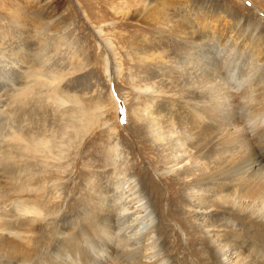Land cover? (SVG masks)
Here are the masks:
<instances>
[{
  "label": "bare ground",
  "instance_id": "6f19581e",
  "mask_svg": "<svg viewBox=\"0 0 264 264\" xmlns=\"http://www.w3.org/2000/svg\"><path fill=\"white\" fill-rule=\"evenodd\" d=\"M138 5L135 14L127 15L126 25L133 20L135 26L176 37L187 50L170 63L168 55L152 47L146 36L132 35L131 52L145 71L134 90L147 97L133 106L130 102L137 123L133 132L147 137L153 146L155 172L161 176L154 180L150 170L140 180L131 175L117 129L104 121L113 140L106 148L110 175H104L107 181L101 185L105 178L86 174L96 207L66 219L62 211L71 137L89 130L87 125L106 105L101 99L94 108L84 109L75 94L54 93L53 100L79 105L68 125L59 131L45 126L26 128L17 106L26 104L32 88H16L14 74L22 72L20 65L33 60L38 66L33 75L51 86L56 82L59 86L61 78L71 72L58 67L45 74L42 67L51 60L46 37L28 52L24 48L6 51L5 37L0 34V264L5 259L6 264H182L166 255L175 247H168L160 225L159 203L164 201L160 181L167 182L169 200H177L186 216L199 222L194 231L211 262L197 257L195 264H264V38L257 34L259 27L244 25L216 0H140ZM168 8L178 14H169ZM68 24L67 20L63 38L69 41ZM48 29L49 25L44 28ZM103 33L98 29L108 54L105 70L110 73L114 65L118 77V53ZM56 45L58 49L64 44ZM237 55L239 59L245 56L243 64H236ZM12 68L16 73H10ZM168 68L180 74L176 86L161 78ZM129 77L134 78L131 73ZM6 89L16 109L7 107ZM159 95L171 100V107H179L156 110L149 102ZM241 105L250 106L252 112L245 115L240 108L238 113ZM247 122L256 126L253 135ZM24 175L25 180L13 186L15 190L8 189L9 183L22 181ZM50 177L53 185L48 187ZM178 189L182 190L179 197ZM183 225L176 227L181 234ZM188 252L197 254L195 249Z\"/></svg>",
  "mask_w": 264,
  "mask_h": 264
},
{
  "label": "rangeland",
  "instance_id": "374dc122",
  "mask_svg": "<svg viewBox=\"0 0 264 264\" xmlns=\"http://www.w3.org/2000/svg\"><path fill=\"white\" fill-rule=\"evenodd\" d=\"M139 1L140 0H0V34L5 37L3 41L5 50L24 48L25 51L28 52L31 48L33 49L36 47L35 44L39 39L41 40L43 37H46L47 56H49L51 60L49 59L50 61L47 64L49 66L46 65L47 67H42L45 69V74L49 75L48 70L52 68L57 69L58 67V70H64L65 68L66 72H71L70 74L67 73V75H64V78H61L59 86L58 82L51 86L47 81L38 80V78L33 75L37 72L38 68L37 64L33 63V60L20 65L22 72L16 73L13 68L10 69V73L13 71L16 73L14 74L16 88L28 86L32 88L31 97L27 100L26 104L17 106L19 111H21L19 114L25 115L24 120H22L23 115L21 117L22 121L20 120V122L25 125L26 128L30 127V125L32 127L45 126L48 129L59 131L61 127L68 125L70 115L75 114L73 112L78 109L79 105L71 101H69L70 103H68V101L67 103L64 102V105L63 102L62 104L57 100H53L51 96L54 95V93H60L62 96L66 94H75L80 99L84 109L94 108L95 103L101 101V99H103L102 102L106 105V108L101 110V112L98 111L99 114L103 111L104 114H101L102 117L98 114L97 119L95 118L93 123L87 125V129L89 130L81 133L77 138L74 133L71 137L74 142L73 146H70L69 152H67V154H69L67 161L71 165L67 170L68 175L66 174L67 179L65 184L68 183L66 184L68 186L65 187L64 190L66 198L62 211V216H64L63 218L65 219L73 216L74 213L76 214L79 211L86 210V208L95 209L97 198L93 195L92 191L87 188L85 180L88 178L86 177L87 175L96 173L100 175L98 179L105 178L104 175H106V177L110 175V169L105 166V161L107 159L106 155L108 154L106 148L113 140L107 126L102 125L104 121L108 122L110 128L117 129L115 134L118 140L121 141V144H123L122 147L125 152H127L125 157L127 158V164L130 167L129 173L131 175L136 176L135 178L140 180L145 173L150 170L152 173L154 172L152 176L154 180H158L161 176L155 172L157 165L153 146L150 142L146 141L147 137H141L139 134L137 135L133 132V129L137 127V123L133 116H131L130 102H132L133 106L138 100H146L147 97L134 90V87L141 85L140 80L141 77L145 75V71L143 65L140 64L139 60L131 52V45L133 44L132 35L133 37L135 34H137V36H146L152 47L168 55L165 56L170 59V63L181 59L186 54L187 50L182 48V42L176 37L160 35L155 33L154 30L146 29V27L141 28L135 26L137 24L133 20H129L132 25H126L127 15L135 14V9H137L135 6L138 5ZM216 1L227 14H231L244 25L253 24L259 27L257 34L264 38V0ZM167 12L169 14H178L173 11L172 8H168ZM65 17L68 18L67 20L69 22L67 29L71 32L69 41L63 38V35L66 33L65 27L67 20ZM47 25H49V29L45 31L44 28L47 27ZM98 29H102L104 32L103 34H105L104 36L110 39L116 48L121 63V73L118 77L114 65H110V73L105 70V58H107L108 54L98 34ZM192 29L195 30L196 34H200V31H198L199 28L192 26ZM44 32L47 33V36ZM51 34L53 36H51ZM57 42L58 46L61 42L64 45L59 46L57 49ZM48 47L49 49H47ZM253 47L254 46L251 45V48L255 50V47ZM244 59L245 56L239 59L238 55L234 58L238 65L243 64ZM71 66H74L76 71L73 70L74 68ZM250 66L251 65L245 67L247 74L251 72ZM10 73L9 75L11 76ZM130 73L134 76L133 79L129 77ZM147 73H149V70H147ZM239 74L241 75V73ZM162 77L164 80L170 81V86H176L180 80V74L174 72L172 68H168L167 71L161 73V78ZM131 81L135 83V86H133ZM1 82H3V80L0 81V86L3 84ZM9 90L10 89H6L4 92L8 93ZM236 91L237 94L240 93V91ZM7 97L8 100L6 105L10 108V92ZM149 103H152L155 109L159 107L160 111L172 105L171 100L160 95ZM172 107L176 110L179 104ZM246 107L241 105L238 108V113L241 109V112L245 115L248 112H252L250 106ZM10 109H16V105ZM121 110H123V112ZM176 114L177 112L174 115ZM7 123L8 119L2 121L1 127L5 126ZM21 123L20 125H22ZM245 125L251 130L253 135L256 126L249 122ZM255 148H257L256 145ZM24 176L22 181L17 180L9 183L8 189L12 191L13 189L15 190V188L25 180L26 175ZM50 181L51 177L50 180L47 181L48 187L53 185V182ZM105 181H107L106 178L101 180V185H103ZM158 184L164 193V201H160V209L158 210V212L162 211L160 225L164 228V236L168 239V247L173 245L175 247L174 250L168 252L166 255L173 259L181 260L182 264H195L198 261L197 257L204 258L207 263L211 262L207 253L202 250V246L198 244L200 235L194 231V227L198 225L199 222L196 221L198 223L196 224L193 218L186 216L185 208L180 205L177 200H169L166 181H160ZM51 189H53V187L47 190L52 191ZM181 191V189H178L176 196L179 197L182 194ZM87 205L89 207H87ZM90 205H92V207ZM65 219H62L61 222H64ZM211 219L213 220V218L209 217V221H211ZM206 220L208 223V216ZM183 222L185 223L184 225ZM180 225H183L184 234H181L176 228ZM177 241L178 243L180 242V245L177 243L176 248L175 243ZM192 249L196 250V256L193 254V256L188 255V251ZM7 261L8 260L5 259L3 263L6 264Z\"/></svg>",
  "mask_w": 264,
  "mask_h": 264
},
{
  "label": "snow or ice",
  "instance_id": "6c2138e0",
  "mask_svg": "<svg viewBox=\"0 0 264 264\" xmlns=\"http://www.w3.org/2000/svg\"><path fill=\"white\" fill-rule=\"evenodd\" d=\"M123 112V110H121Z\"/></svg>",
  "mask_w": 264,
  "mask_h": 264
}]
</instances>
